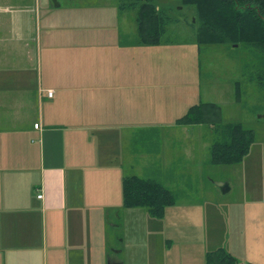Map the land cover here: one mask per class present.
Returning a JSON list of instances; mask_svg holds the SVG:
<instances>
[{
    "label": "crops",
    "instance_id": "crops-1",
    "mask_svg": "<svg viewBox=\"0 0 264 264\" xmlns=\"http://www.w3.org/2000/svg\"><path fill=\"white\" fill-rule=\"evenodd\" d=\"M53 7L0 0V264H124L108 251L114 218L134 208L124 204L123 178H152L140 175L150 163L169 164L165 151L154 159L145 147L151 85L126 66L124 48L101 47L104 37L87 29L98 22L53 20ZM252 169L258 179L241 195L208 198L211 216L223 204L228 227L209 230L205 254L223 248L235 264H264V165ZM217 180L233 189L230 178Z\"/></svg>",
    "mask_w": 264,
    "mask_h": 264
},
{
    "label": "rangeland",
    "instance_id": "rangeland-1",
    "mask_svg": "<svg viewBox=\"0 0 264 264\" xmlns=\"http://www.w3.org/2000/svg\"><path fill=\"white\" fill-rule=\"evenodd\" d=\"M156 1L169 20L157 45L135 43L137 10L121 7L126 0H53L49 18L60 22H74L76 18L98 22L87 29L104 37L101 47L113 54L120 52L118 47L124 48L126 66L139 68L151 85L152 133L145 147L153 158L165 151L169 164L152 162L146 170H140V175L156 176L172 189L176 201L166 207L162 217L152 215L144 206H136L128 213L121 209V216L114 218L117 229H111L113 244L109 254L117 262L125 261L124 264H208L205 236L210 245L209 230L228 227L222 214L223 204L219 205V216H211L208 198L241 195L247 191L249 181L258 179L251 166L264 165V84L257 77L259 58L256 50L244 43L200 44V22L194 6L181 0ZM42 14L45 21L49 13ZM60 31L63 33L64 29ZM202 101L218 103L223 122L238 121L254 130L251 151L239 162L246 166L244 170L233 169L235 163L204 160L211 154L209 140H216L219 134L210 124L178 122L192 105ZM161 123L168 125L167 129H162ZM187 132H194L193 138ZM176 157L185 162L175 161ZM220 178H230L233 189H219ZM260 178L264 180V175ZM233 226H242V222H233ZM116 235L120 241L114 240Z\"/></svg>",
    "mask_w": 264,
    "mask_h": 264
},
{
    "label": "trees",
    "instance_id": "trees-1",
    "mask_svg": "<svg viewBox=\"0 0 264 264\" xmlns=\"http://www.w3.org/2000/svg\"><path fill=\"white\" fill-rule=\"evenodd\" d=\"M194 6L199 17L197 40L200 44L230 43L252 46L259 58L257 77L264 84V0H181ZM121 7L137 10L135 43L157 45L166 33L169 20L156 0H126ZM237 97H240L237 87ZM181 124L208 123L218 134L212 144L214 164H234L242 161L255 141L253 129L241 122H223L221 106L202 101L192 105L178 119ZM124 204L144 206L157 217L164 216L166 207L176 201L173 191L162 181L139 175H127L122 182ZM237 258L221 248L208 254V264H235ZM253 264V263H249Z\"/></svg>",
    "mask_w": 264,
    "mask_h": 264
},
{
    "label": "water",
    "instance_id": "water-1",
    "mask_svg": "<svg viewBox=\"0 0 264 264\" xmlns=\"http://www.w3.org/2000/svg\"><path fill=\"white\" fill-rule=\"evenodd\" d=\"M56 4L58 5L59 3L56 2ZM217 184L221 187V189L223 191H226V186L228 187V183H226V182H217Z\"/></svg>",
    "mask_w": 264,
    "mask_h": 264
},
{
    "label": "built area",
    "instance_id": "built-area-1",
    "mask_svg": "<svg viewBox=\"0 0 264 264\" xmlns=\"http://www.w3.org/2000/svg\"><path fill=\"white\" fill-rule=\"evenodd\" d=\"M48 93H49L50 95H52V94H53V91H52L51 89H49V90H48ZM35 126L38 127V126H39V123H35ZM39 196H42V193H40Z\"/></svg>",
    "mask_w": 264,
    "mask_h": 264
}]
</instances>
